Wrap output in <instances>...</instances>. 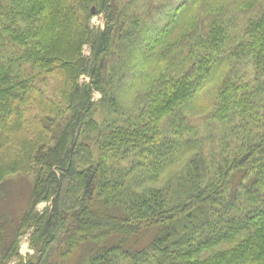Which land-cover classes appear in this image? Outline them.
I'll use <instances>...</instances> for the list:
<instances>
[{"label":"trees","instance_id":"trees-1","mask_svg":"<svg viewBox=\"0 0 264 264\" xmlns=\"http://www.w3.org/2000/svg\"><path fill=\"white\" fill-rule=\"evenodd\" d=\"M174 1L0 0V264H264V8Z\"/></svg>","mask_w":264,"mask_h":264},{"label":"rangeland","instance_id":"rangeland-1","mask_svg":"<svg viewBox=\"0 0 264 264\" xmlns=\"http://www.w3.org/2000/svg\"><path fill=\"white\" fill-rule=\"evenodd\" d=\"M175 4L179 3L180 1L175 0L174 1ZM230 9H240L242 11H244L242 14L246 15V16H251L254 15L256 12H258L260 10V7L264 8V0H229L225 2ZM177 7V6H176ZM170 10V8H163L162 11L160 13H158V15H160L162 17V19L167 18V14L168 11ZM192 16V15H191ZM191 16L189 17V19H191ZM246 16H239L238 18L240 20H243ZM104 24H105V18L103 14H95L93 15L90 20H89V26L92 29L95 30H100L104 28ZM189 26V24H188ZM176 37V36H175ZM175 37L171 38L170 41L174 42ZM91 53L90 51V47L88 45L84 46V50H83V54L84 56H89ZM129 75V74H128ZM129 79V76H125L123 78L124 82L127 81ZM219 80V77L218 79ZM217 80L215 82H217ZM52 81H55L54 78H51V80L47 79L45 81H43V83H40V85L42 86V89H44L46 95L48 97L54 96L55 92H54V84ZM80 81L82 82H89V78L88 76H81L80 77ZM140 82L142 80H139ZM124 82H120V86L123 87L124 85H122ZM39 84V83H38ZM145 87L144 83L141 84ZM141 85L137 87V90H142ZM147 85V83H146ZM119 86V84H118ZM121 89H126V88H120ZM136 90V89H135ZM132 94L130 93V95H127L126 99L123 97V102L124 104L127 103L131 100ZM101 99V94L94 91L92 93V99L91 101L94 102V104L98 103V101ZM203 113V110H199L195 117H199V115H201ZM103 115L98 114L96 115V119L99 122H102V120L104 119L102 117ZM183 164L180 163V165L178 166L180 168V166H182ZM32 174L31 173H26V174H15L9 177V184L6 186V188H8V195L10 196L11 199H17L20 196V185H24V183L26 185H28L29 183H31L32 180ZM22 181V182H21ZM20 183V184H19ZM10 199V201H12ZM48 204L45 202L39 203V205L37 206V210L38 211H42ZM19 255H20V259H22L24 261V263H26L28 261V259L34 255V251L31 249L30 244H29V240H28V235H25L21 242H20V246H19ZM9 264H15V261H12Z\"/></svg>","mask_w":264,"mask_h":264}]
</instances>
